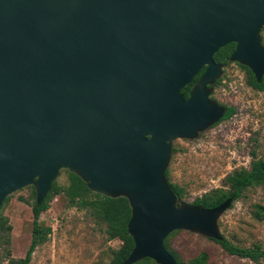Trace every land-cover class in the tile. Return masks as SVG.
<instances>
[{
    "label": "water",
    "instance_id": "obj_1",
    "mask_svg": "<svg viewBox=\"0 0 264 264\" xmlns=\"http://www.w3.org/2000/svg\"><path fill=\"white\" fill-rule=\"evenodd\" d=\"M263 26L264 0H0V207L27 186L39 204L66 169L128 200L122 264H178L163 244L175 230L220 240L231 198L180 202L166 170L173 140L225 115L207 98L221 47L261 80Z\"/></svg>",
    "mask_w": 264,
    "mask_h": 264
},
{
    "label": "rangeland",
    "instance_id": "obj_2",
    "mask_svg": "<svg viewBox=\"0 0 264 264\" xmlns=\"http://www.w3.org/2000/svg\"><path fill=\"white\" fill-rule=\"evenodd\" d=\"M264 45V26L261 30ZM221 84L212 90V98L235 112L216 125L208 127L192 139L177 138L172 146L168 164L169 180L184 188L180 202L190 203L196 196L214 188L225 187L223 179L231 170L248 167L251 152L264 158V90L247 86L244 71L235 63L223 66ZM68 175L61 169L56 180L67 183ZM32 192L25 187L10 195L2 207L12 226L10 237L11 257L24 256L31 239ZM264 205L262 190L249 189L243 198L235 201L217 219L221 234L235 243L249 246L259 243L264 248V217L253 215V204ZM39 220L51 227V234L44 244L32 254L30 264H107L110 249L118 248L121 241L108 240L103 226L97 224L86 210L69 206L64 195H56ZM170 245L183 259L200 251L208 254L207 264H264L247 258L229 255L210 237L197 232L178 230ZM0 264L6 262L0 248ZM133 264H139L135 262Z\"/></svg>",
    "mask_w": 264,
    "mask_h": 264
},
{
    "label": "trees",
    "instance_id": "obj_3",
    "mask_svg": "<svg viewBox=\"0 0 264 264\" xmlns=\"http://www.w3.org/2000/svg\"><path fill=\"white\" fill-rule=\"evenodd\" d=\"M234 46L235 43L231 42L221 47L213 55L214 60L221 63L223 66L231 62L229 58L234 50ZM235 63L244 71V80L247 86L258 91L264 90V74L262 75L261 80L257 81L250 68L237 62ZM203 71L204 68L195 76L192 83L198 80ZM222 79L223 77L221 76L218 80H216L215 85H220ZM192 83L186 85L182 89L181 92L184 96H187ZM223 105L226 107V112L220 121L230 117L235 112L234 106ZM176 151L177 148L172 146L171 154ZM65 171L68 175L67 183L61 185L58 184V181L55 179L52 183L51 189L39 204L36 203L34 187L27 186L32 192V229L30 243L24 256L22 257L14 258L11 257L10 254L9 244L12 226L9 223L8 217L2 213V207L10 195L4 199L0 207V248L4 250V257L6 258V262L3 264L31 263L32 254L35 249L48 241L51 234V227L44 225L39 220L40 214L49 208L51 200L59 194L64 195L69 206L76 207L80 210H86L97 224L103 226L108 240L118 239L121 241L118 248L110 249V258L107 264H122V262L128 257L134 246L133 239L127 230V223L131 215V208L128 200L122 196L108 197L100 193L93 192L88 188L87 183L84 182L78 175L66 169ZM166 176L168 178L169 185L180 201L185 195L184 188L172 183L169 180L168 168L166 170ZM223 183L226 188H214L204 192L201 195L196 196L190 203L204 208H212L231 198L232 205L235 201L243 198L249 189L256 190L257 188L262 190L264 198V158L258 157L254 152H251L249 166H242L231 170L225 175ZM252 206L254 208V217L258 220H262L264 217V205L261 203H254ZM176 232H178V230L169 233L163 242L164 247L172 254L176 262L178 264H207L208 254L205 251H200L196 255L183 259L178 251L171 247L170 238ZM215 241L222 247L223 251L229 255L247 258L255 263H259L261 260H264V248L259 243L243 246L233 242L223 234L220 240ZM1 258H3V256H1L0 259ZM138 262L139 264H157L150 258H144Z\"/></svg>",
    "mask_w": 264,
    "mask_h": 264
},
{
    "label": "flooded vegetation",
    "instance_id": "obj_4",
    "mask_svg": "<svg viewBox=\"0 0 264 264\" xmlns=\"http://www.w3.org/2000/svg\"><path fill=\"white\" fill-rule=\"evenodd\" d=\"M201 74H202V73H201ZM199 77H200V76H199ZM194 78H195V77H194ZM194 78H193V79H194ZM198 79H199V78H198ZM192 81H193V80H192ZM192 81H191V83H192ZM196 81H197V80H196ZM196 81H195V82H196ZM195 82H194V83H195ZM194 83H192L190 89L188 90V94H187V96H184V94L181 92L184 98L187 99V98L190 96V90H191V88H192V86H193ZM215 83H216V82H215ZM215 83L212 84V85H208V87L210 88V92H209V94L207 95V98H208L209 100L215 101V102H216L217 104H219V105H223L222 103H219V102H217L215 99L212 98V90H213V88H214L215 86H217V85H215ZM182 89H183V88H182ZM181 91H182V90H181ZM223 106H224V105H223ZM220 120H221V119H220ZM220 120H219L217 123H219ZM217 123H215L214 125H216Z\"/></svg>",
    "mask_w": 264,
    "mask_h": 264
}]
</instances>
